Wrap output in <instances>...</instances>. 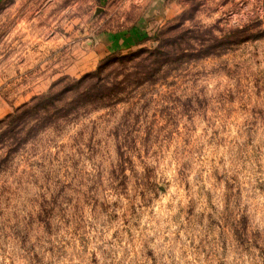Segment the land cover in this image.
Instances as JSON below:
<instances>
[{"label":"rangeland","instance_id":"obj_1","mask_svg":"<svg viewBox=\"0 0 264 264\" xmlns=\"http://www.w3.org/2000/svg\"><path fill=\"white\" fill-rule=\"evenodd\" d=\"M153 1L0 0V264H264V0Z\"/></svg>","mask_w":264,"mask_h":264},{"label":"trees","instance_id":"obj_2","mask_svg":"<svg viewBox=\"0 0 264 264\" xmlns=\"http://www.w3.org/2000/svg\"><path fill=\"white\" fill-rule=\"evenodd\" d=\"M106 65H107V62L104 63L103 65H101L99 67V69H97V71L95 73L89 74L88 76L83 77L82 79L78 80V83H80L79 85L81 86L85 82V79H87L88 77H91L94 74L98 75L99 72H101L105 68ZM90 87H91L90 88L91 90L88 89V91H91V92H96V91L100 90V85H98V82H95ZM38 99H40L42 102L45 101L46 103H49V104H53L54 101H56L55 96H52L50 94H45V95H43L41 97H38ZM10 117H12L11 119H13L14 115H11Z\"/></svg>","mask_w":264,"mask_h":264},{"label":"crops","instance_id":"obj_3","mask_svg":"<svg viewBox=\"0 0 264 264\" xmlns=\"http://www.w3.org/2000/svg\"><path fill=\"white\" fill-rule=\"evenodd\" d=\"M152 4L155 6V7H154L155 9L152 11L153 14L157 13V12L160 11V9L162 8V6H161V1H160V0H154ZM132 31H140V30H138L137 27H136V28L134 27V29H133ZM128 40H129V38H125V36H124V40L121 41V42H123V43L125 42V43H126V41H128ZM133 41H134V39H132V42H133ZM118 44H119V43H118ZM109 45H110V44H109ZM111 45L115 47V42L112 41V42H111ZM107 48H108V46H107Z\"/></svg>","mask_w":264,"mask_h":264}]
</instances>
